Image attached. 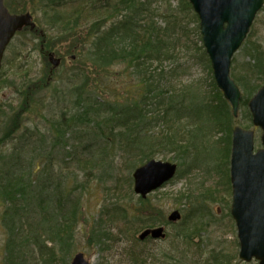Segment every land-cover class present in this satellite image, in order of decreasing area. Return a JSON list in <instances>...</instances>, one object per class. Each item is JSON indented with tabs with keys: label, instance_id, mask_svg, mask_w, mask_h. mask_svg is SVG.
I'll return each instance as SVG.
<instances>
[{
	"label": "trees",
	"instance_id": "trees-1",
	"mask_svg": "<svg viewBox=\"0 0 264 264\" xmlns=\"http://www.w3.org/2000/svg\"><path fill=\"white\" fill-rule=\"evenodd\" d=\"M39 1L43 4L42 11L47 24L58 33L49 43L45 36L34 33L42 40L40 50L44 60H48L49 53L54 48L57 52H63L67 48L70 54L78 53L75 63L78 62L79 65L71 70L72 75L78 79L68 91L55 87L57 97L62 99L60 110L55 109L53 112V117L57 119L51 120L44 113L52 106L55 108L52 100L43 96V105L53 104L45 110L32 102L38 93H42L39 87L34 91L29 89L33 84L22 92L23 98L27 99L22 107L14 110L16 114L11 110L12 115H21L23 112L40 115L45 124L49 122V127L45 132L40 126H37V132H26L30 139L34 138V144L28 149L34 158L29 162L21 159L22 155L27 156L26 151L17 152L15 148L11 151L2 150L4 146L1 143L10 139L13 132L19 130L18 126H14L12 131L8 127V132L0 140V199L9 204L3 221L10 232L13 231V225L19 232L26 230L23 243L18 242L21 252L18 251L16 255L14 253L13 263L9 257L8 264L27 263L24 247L26 242L31 243L30 239L39 246L37 263L43 259L44 263L51 262L55 257L54 252L44 251L46 246L41 247L45 241L59 243L61 254L70 252L74 244L75 226L80 211L78 205L82 194L88 191V182L90 184L100 171L103 172L102 167L114 173L115 159L112 156L116 151L125 152L131 179L134 170L154 159L156 154L176 153L179 162L177 179L188 171L196 170L193 164L195 156L191 150L201 149L199 153L211 151L207 143L215 132L225 133L229 155L235 123L231 107L215 83L211 85L216 96L214 101H206V98L198 96L193 99L194 93L191 92L194 88L190 85L178 90L180 95L164 88L167 86L162 81L168 77L164 64L175 61L182 53V42L188 36L189 22L196 25L195 32L200 42V46L194 43L196 55L212 76L211 61L202 44L199 18L188 0H181L176 8L170 9L164 26L156 20L151 2L146 0H70L67 3V0ZM17 2L16 7L10 6L13 11L17 13L27 10L29 0ZM33 2L36 3V0ZM95 14L99 19L87 26V20ZM182 14L186 22L180 18ZM82 35L87 36L88 41L85 47L80 48L78 44L86 41ZM245 52L247 55L252 54L250 62L236 65L232 77L243 90L241 108L247 120L244 127L251 128L252 118L247 105L264 84V51L252 45ZM155 62L161 67L152 72V64ZM122 65L130 78H135L134 82L119 83L115 76H112L111 81L108 80L109 72ZM238 69L242 70L240 74L236 72ZM170 72H176V68ZM113 82L117 90L112 99H107L101 86L111 85ZM49 88L50 86L42 87V91ZM186 94L193 96L190 104L186 102ZM70 103L73 104V109H68ZM183 119L187 123L182 124ZM194 119H197V123L193 124L191 120ZM160 123L167 126L170 133L163 134L164 129L154 130ZM94 128H98L95 133ZM85 153L93 154V157L88 154L89 157L86 158L88 155L85 156ZM118 155L119 153H115V156ZM7 158L10 161H6ZM58 161L62 162L57 163ZM186 162L191 166H187ZM57 165L62 166L61 170L67 174L66 178L60 180L54 177L57 176ZM228 172L227 167V184ZM74 173L87 175V179L84 178L83 181L87 185L81 184ZM131 179H127L126 184L130 192L125 194L127 198L130 197L129 200L133 198ZM77 183H80V187ZM206 192L201 194L202 198H208ZM132 205L135 208L131 206L120 209L115 204H105L99 212L98 221L90 228V234L86 235L89 245L97 246L100 252H108L109 242L114 239L108 224L117 223L118 218L129 226L139 225L140 229L168 222L150 197L146 200L138 198ZM196 210L190 211L188 216L190 220L198 219V228L194 233L189 229L180 230L183 237H193L195 232H206L204 221L208 212L204 207ZM10 221L15 222L11 224ZM187 221L183 220L184 223ZM231 258L233 256L230 254L214 250L209 253L204 264H230ZM141 259L137 254L131 264H140Z\"/></svg>",
	"mask_w": 264,
	"mask_h": 264
},
{
	"label": "rangeland",
	"instance_id": "rangeland-1",
	"mask_svg": "<svg viewBox=\"0 0 264 264\" xmlns=\"http://www.w3.org/2000/svg\"><path fill=\"white\" fill-rule=\"evenodd\" d=\"M68 1L70 0H67L66 3ZM146 1L151 2L153 12L156 13V20L160 25L164 26L166 24L165 18L168 17L170 9L176 8L178 2L181 0ZM5 4L14 8L18 5V2L17 0H5ZM42 9L43 4L39 0H36V3L33 0H29L27 10L23 9L25 10L23 13L29 12L33 15L39 29L43 30L46 35L45 40L49 43L51 38L55 39L58 36V33L56 29H51L47 24ZM180 18L186 22L183 14ZM98 19L96 14L93 15L87 20V26H89L90 22ZM188 24H190L188 36L182 42V53L175 61L164 64L168 76L162 81L167 86L164 88L166 91L174 90L178 93V90L184 89L185 86H192L194 90H192L191 94L194 93V97L188 94L184 95L187 104L191 103L189 101L192 97L196 99V96L198 98H206V101H214L216 96L212 92L211 75L196 55V46H194V43L200 46L195 32L196 25L190 22ZM82 37L86 41L78 44L80 48L85 47L84 45L88 41L87 36L82 35ZM41 44L42 40L28 32L17 34L6 51L3 68L0 72V140L3 138L4 133L8 132L9 128L12 131L14 126L19 127V130L13 132L14 135L10 139L1 143L4 146L2 150L11 151L15 148L17 152L26 151L27 156L22 155L21 157L24 162H29V160L34 158L32 153L28 152V149L32 146L31 144H34V138L30 139V136L26 132H37V126H40L45 132V129L49 127V122L45 124L40 118V115H35L31 112L12 115L11 110H13L14 114V110L16 108L17 110L20 109L27 100L23 98L22 92L24 90L26 91L32 84L33 86L29 88L32 91L39 87L42 93H38L32 102L43 108V110L54 104L55 108L52 106V108L44 111L48 115L47 117L53 120V118L57 119V117H53V112H55V109L57 111L60 110L62 106V99L61 97H57L55 87H60L61 90L68 91L78 79L77 76L71 73V70L77 68L79 65L78 62L75 63V58L78 56V53L70 54L67 48H64L62 50L63 52H57L54 48L52 52L55 53L60 62L57 65L53 63L48 65L40 50ZM252 45L264 51V7L257 14L245 44L235 54L232 71L236 65L239 66L250 62L252 54L247 55L245 50ZM160 67L161 65L155 62L152 64L151 71L153 72L154 69ZM174 68H176V72L171 73L170 70ZM236 72L240 74L242 70L238 69ZM112 76H115V80L119 83H131L135 81L134 77L130 78V75L126 72L123 65L114 67L111 73L109 72L108 80L111 81ZM170 77L173 79L171 80ZM252 78L254 79V77ZM45 86H50V88L42 91V87ZM101 87L105 93V98L112 99L113 93L117 90L114 82L111 85ZM24 95L26 96L27 92ZM178 95L180 94L178 93ZM43 96H46L49 101L52 100L54 103L43 105ZM178 100L180 101V98ZM73 108V104L70 103L68 109ZM243 112L244 110L241 108L239 111L240 118L237 119V123L242 127L247 122L246 118L241 116ZM181 123H187V120L183 119ZM191 123H197V119H194V121L191 120ZM80 128L84 129L83 127ZM105 128L108 127L106 126ZM158 129L159 131L164 129L163 134L170 133L171 131L163 123L155 126L154 130L157 131ZM97 131L98 128L93 129V133ZM260 134V132H256L257 148H261ZM224 135L225 133L218 134L217 132L212 135V139L207 143L211 147V151L199 153L201 149L193 148L191 151L195 156L193 158V164L196 166V170L183 174L181 176L183 178H175L163 189L150 196L154 203L157 204L156 207L162 210L165 220H169L171 214L178 211L182 214L183 220H188L187 223H184L182 220L180 222L169 220L171 223L167 222L163 224L167 232L166 240L159 241L158 239L147 238L145 241H141L139 240L140 235L149 230V226L140 229L139 225L129 226L118 218L117 223L108 224V227L111 226L109 227L111 234L113 233L114 235V239L109 242L110 250L108 252H100L97 246L89 245L86 235L90 234V228L98 221L99 212L105 204L112 203L120 209L121 207L127 209L131 206L135 208V205L132 204L138 198L143 199L140 195L134 194L133 178L131 179L129 175L130 170L127 166L128 161L125 160V152L118 150L115 152L119 153L118 157L115 156V153L112 156L115 159L114 173L102 167L103 172L100 171L98 173L99 177H96L98 181L95 178L90 184L88 182V185L83 182L85 180L84 178L87 179V175L74 173L75 176H78L81 184L84 183L87 185L88 191L84 192L82 197L80 196L81 199L78 205L80 211H78V222L75 226L74 244L72 249L70 248V252L61 254L62 250L60 249L59 243L51 244L45 241V244L41 247L46 246V248H43L44 251L46 253L54 252L55 257H53L51 262L44 263L43 259L37 263L39 246L35 245L30 239L29 241L31 243L28 244L26 242V246L24 247L25 254L27 253L26 264H74L76 257L80 255H83L84 260L90 264H131L132 259L137 254L142 258L140 264H197L198 262L204 264V261L209 257V253L214 250L233 256L229 260L230 264H258L257 262L246 263L239 259L237 228L234 220L229 217L231 196L228 193L229 186L225 175L229 163V155L225 142L227 138ZM88 154L85 153V156ZM175 154L159 153L155 155L154 159L179 165ZM6 155L10 156L8 153ZM89 155L93 157V154ZM6 161H10V159L7 158ZM59 162L62 161H58L57 163ZM186 164L187 166H191L189 162H186ZM61 167L60 165L55 167L57 176H54L60 180L67 177V174L61 170ZM127 179H131L132 183L133 198L131 200H129L130 197L127 198L125 196L127 192H130L126 186ZM80 183H77V186ZM69 184L72 187V183L70 182ZM207 190L208 193L206 192ZM205 192L208 198L201 197V194ZM2 201L0 199V264H8L7 259L9 257L13 263L15 255L18 254V251L21 252L18 242L23 243L26 238V230L23 233L19 232L18 228L13 225L11 229L13 231H9V228L3 221V218L6 217V206H9V204H5ZM200 207H204L208 212L207 219L204 221L206 232H195L196 234L193 237H183V232L180 230L184 231L189 229L194 233V230L198 228V219L190 220L191 218L188 214L190 211H197L196 209ZM5 220L9 222L7 218ZM15 221H10V223L13 224ZM141 227H144V224H141ZM56 255L58 258H56Z\"/></svg>",
	"mask_w": 264,
	"mask_h": 264
},
{
	"label": "water",
	"instance_id": "water-1",
	"mask_svg": "<svg viewBox=\"0 0 264 264\" xmlns=\"http://www.w3.org/2000/svg\"><path fill=\"white\" fill-rule=\"evenodd\" d=\"M200 19V30L218 86L230 100L237 115L240 92L230 78L231 58L244 42L253 20L264 0H189ZM35 28L29 14L11 15L0 0V70L4 53L17 31ZM254 124L263 130L264 146V88L249 103ZM233 183L232 214L238 227L240 258L264 264V150L254 154V132L237 128L233 133L231 160ZM176 166L151 161L134 174L135 192L146 197L171 180ZM180 219L174 212L170 221ZM165 239L163 228L147 230L139 239ZM75 264H88L82 255Z\"/></svg>",
	"mask_w": 264,
	"mask_h": 264
},
{
	"label": "flooded vegetation",
	"instance_id": "flooded-vegetation-1",
	"mask_svg": "<svg viewBox=\"0 0 264 264\" xmlns=\"http://www.w3.org/2000/svg\"><path fill=\"white\" fill-rule=\"evenodd\" d=\"M150 239V238H149Z\"/></svg>",
	"mask_w": 264,
	"mask_h": 264
}]
</instances>
